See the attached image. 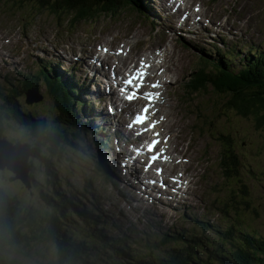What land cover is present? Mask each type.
<instances>
[{
    "label": "rangeland",
    "instance_id": "obj_1",
    "mask_svg": "<svg viewBox=\"0 0 264 264\" xmlns=\"http://www.w3.org/2000/svg\"><path fill=\"white\" fill-rule=\"evenodd\" d=\"M223 3L229 4L232 0H222ZM235 1V12L226 15L221 10H212L221 23L217 27L215 34L206 36L204 34H194L189 37V41H184L186 48H191L196 52H201L207 57H212L216 53L215 47H220V51L225 52L234 50L235 47L221 48L220 44L224 43L223 38H226L230 45H239L246 50L252 46L264 48V0H233ZM130 11V10H129ZM129 11L121 10L113 16L111 23L108 25V19L101 18L96 22H86L78 25L74 29H69L66 26L67 20L72 18L71 14H65L62 20L58 19L55 14H52L47 9H39L36 2L25 0H0V40L18 36L17 43L12 42L11 45L4 49L15 53L19 51L21 63L18 68H7L0 64V80H23L21 71H31L37 68V64L44 65L48 61H52V55L49 53L47 43L53 46L59 42L70 43L76 50L87 48V52L96 51V42L102 43L114 40L116 32L119 30L121 23H116L118 20L123 21L125 29L130 28L131 15ZM125 12V15L122 13ZM117 18V19H116ZM116 23V24H114ZM216 29V28H215ZM21 34V35H19ZM165 34H168L166 32ZM14 36V38H15ZM21 38H23L21 40ZM217 41V42H216ZM221 42V43H219ZM21 47V48H20ZM28 49V53L26 50ZM209 54H206L208 51ZM18 55V54H15ZM194 59H186L182 65L189 71L198 68V56L193 55ZM94 58H96L94 56ZM236 69H241L243 65L238 62H233ZM62 70L67 69L66 73L70 74L69 66L63 65ZM110 67V65H109ZM106 68V67H105ZM115 69V68H114ZM110 70V68H109ZM85 78V77H84ZM83 78V79H84ZM45 88L41 85L33 91L30 101V106L43 108L50 104V101L44 98ZM107 90V88H106ZM214 99V95H202L200 101ZM107 100L105 99V102ZM27 103V102H26ZM163 106V111H165ZM172 117L175 116V110L169 109ZM216 126L224 125L230 128L236 138L243 142L241 154L244 162L249 166L248 170H244V176L252 186V196L255 198L250 201L243 209L241 220L238 221L243 227H250L249 230L264 235V144L257 130L251 122L244 121L238 117L229 114L226 116L217 117ZM165 125V124H164ZM91 126H94L93 124ZM190 129V127H188ZM18 130H9V134H17ZM188 143L185 144L187 146ZM214 150L213 157V182H221L222 178L218 172L216 161L218 159L219 145L212 143ZM26 156L22 151L18 157L23 160ZM65 160L59 169V178L63 179L65 186L58 188L62 196L73 197V207H69L68 213L61 221L62 229L65 232L70 231L71 222L77 226V231L82 230L81 234L86 236L88 233L101 240L100 244H96L94 240L87 237L89 242V252L93 261H98L100 264H105L107 261L117 263V258L114 251H121V244L116 246L113 241H120L126 236L129 245L134 249H145L147 244L136 240L137 234L133 227H128L130 224H135L136 230L143 232L150 225L151 231H156L162 221L164 225L171 226L180 220V213L187 210L195 214L203 215L206 202L203 200L204 185L197 184L195 192L188 196V199L183 198L181 204H178L177 209L165 208L161 203L152 201L151 198H141L136 189L141 190V186L129 182L126 186L121 182L123 180L124 171L118 172L120 181L114 183L113 179L104 180V177L99 175L94 164H89L83 157V154L74 150L68 149L64 153ZM178 170L176 171V173ZM182 172V171H180ZM7 171L0 172V186L11 192L23 207H29L32 211L41 210L42 213L48 211V205L38 201V191L40 187L32 188L34 185L33 179L28 180V185L21 180L11 182ZM21 176H25L20 171ZM106 181V182H105ZM26 188L23 192L21 185ZM85 184V185H84ZM72 191V192H71ZM184 201V202H182ZM39 202V203H38ZM93 203H101L96 206L94 212L87 208L86 216L78 214V209H82L84 205L93 207ZM27 205V206H26ZM248 208H254L256 214L252 213ZM102 215L105 219L99 223H105V226L91 225L85 227L87 221L96 222L97 215ZM208 216V215H207ZM235 217L232 213L230 220ZM209 219L221 227H228L229 223L226 219H221L217 213L212 214ZM86 237L79 238L80 240ZM36 247V245H35ZM42 250V252H41ZM41 250L36 247L28 260H23L26 264H34L36 260H51L55 256V251L52 247L45 244L41 245ZM20 254L16 249L14 255ZM125 257L127 252L124 250ZM41 256V257H39Z\"/></svg>",
    "mask_w": 264,
    "mask_h": 264
},
{
    "label": "trees",
    "instance_id": "obj_2",
    "mask_svg": "<svg viewBox=\"0 0 264 264\" xmlns=\"http://www.w3.org/2000/svg\"><path fill=\"white\" fill-rule=\"evenodd\" d=\"M25 1L36 2L39 9L59 14L60 20L65 14L72 13L71 26L84 19L96 18L109 8L121 9L124 5L136 4L135 0ZM7 93L20 95L17 90ZM213 93L212 106L216 117L232 114L251 122L264 141V56L241 75L218 74ZM53 98L54 112L46 109L40 113L38 109L25 112L18 103L9 99V105L15 106L16 117H5L0 122V140L21 142L27 149L30 178L34 181L32 188H41L38 201L49 206L45 213L37 209L32 211L19 204L13 194L0 188V264H26L23 260H28L36 247L41 250L43 244L52 247L55 256L51 260L41 258L34 264H100L92 260L86 240L88 237L100 244L98 237L89 233L83 236L82 230L74 232L77 231L74 222H71L69 232L61 229L68 206L60 191L65 183L59 178L58 167L65 160L64 153L79 146L76 140L80 137V131H75L77 104L71 103L68 95L53 94ZM11 128L17 129L18 134H9ZM223 154V158L231 155L228 136L224 140ZM21 187L24 192L26 188ZM249 194L248 190L244 192V195ZM253 199L252 194L249 195L243 200L242 207L244 205L245 208ZM238 205L234 202L231 207L237 208ZM248 209L256 214L254 208ZM225 211H229V206ZM240 220H228V227H219L210 222L203 224V227H175L174 230L155 235L154 241H148L144 251L132 248L124 236L121 242L113 241L115 246L121 244V251H114L117 263L107 261L105 264H264V235L249 230L250 227H243L238 223ZM78 237L86 238L80 240ZM16 249L20 254L14 255Z\"/></svg>",
    "mask_w": 264,
    "mask_h": 264
},
{
    "label": "snow or ice",
    "instance_id": "obj_3",
    "mask_svg": "<svg viewBox=\"0 0 264 264\" xmlns=\"http://www.w3.org/2000/svg\"><path fill=\"white\" fill-rule=\"evenodd\" d=\"M177 3H182V0H175ZM199 11V8H197ZM104 52H108V49H103ZM119 55H123V50L118 53ZM150 65L146 64L143 60L140 61L138 67H136L133 71L129 72L126 75V78L117 77L115 71L112 73L113 81L117 79L122 80L121 86L119 87V94L125 99L129 104L133 103L138 99H144L147 103L144 105L141 111L136 112L133 116L131 122L127 125L128 128L136 127L138 131L136 135H142L143 133L153 131L154 138L152 139L151 143L147 144L146 153H150L149 156L150 162H157V161H168L169 157L165 155L164 149L157 150V146L160 145V132L154 131L158 124L159 120L153 119L155 114L154 106L156 101L159 98L158 92H142L141 90L147 86V76L148 72L146 71ZM152 89H158L160 87L159 82L153 83L150 85ZM164 143H167V138L164 139ZM162 171L157 169V173ZM152 183H156V181H152Z\"/></svg>",
    "mask_w": 264,
    "mask_h": 264
},
{
    "label": "bare ground",
    "instance_id": "obj_4",
    "mask_svg": "<svg viewBox=\"0 0 264 264\" xmlns=\"http://www.w3.org/2000/svg\"><path fill=\"white\" fill-rule=\"evenodd\" d=\"M170 24V23H169ZM75 48V47H74ZM103 48V47H102ZM232 51V50H228ZM227 52V51H225ZM96 58H93L91 62L89 63V68L91 72V78L93 80V86L95 90L100 91V95L102 97V101L104 103H108L110 101H113L114 97L112 96L111 92L107 89L104 83L105 79V73L107 69L105 68L106 65H110L111 68L120 69L122 68L127 62L126 60H121L120 56L117 53L114 52H99L96 56ZM110 71V70H109ZM155 90V89H154ZM105 99L107 100L105 102ZM147 103V101H145ZM157 107V111L155 112L153 119L159 120V124H162L166 120V114L165 111L162 112L163 106H165L164 100L159 96L158 100L155 103ZM135 115V114H134ZM133 114H130L129 111H126V116L129 117L130 120H132ZM127 124L129 122H126ZM92 125V124H91ZM164 126V123L162 124V127ZM159 175L156 170H153L151 172V178H158ZM125 186L127 185L126 181L122 182ZM85 185V184H84ZM72 192V191H71Z\"/></svg>",
    "mask_w": 264,
    "mask_h": 264
},
{
    "label": "water",
    "instance_id": "obj_5",
    "mask_svg": "<svg viewBox=\"0 0 264 264\" xmlns=\"http://www.w3.org/2000/svg\"><path fill=\"white\" fill-rule=\"evenodd\" d=\"M20 144L17 143V146H19ZM4 147H8L10 151H12V144L11 143H7V141H0V149L4 148ZM23 151L25 152L26 156L23 158L24 164L27 161L29 154L28 151L25 147H22ZM5 166L7 167V169H9L10 171L14 172L17 176V178H13L12 181L15 180H21L24 183H26V185H28V179H29V167L25 164V165H21L18 162H14V161H10V160H6L5 161ZM28 170V171H27ZM20 171L24 173V177L21 176ZM27 171V172H26ZM21 178V179H20Z\"/></svg>",
    "mask_w": 264,
    "mask_h": 264
}]
</instances>
